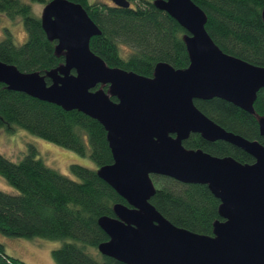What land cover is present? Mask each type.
<instances>
[{"label":"water","instance_id":"95a60500","mask_svg":"<svg viewBox=\"0 0 264 264\" xmlns=\"http://www.w3.org/2000/svg\"><path fill=\"white\" fill-rule=\"evenodd\" d=\"M109 1L130 7L129 0ZM153 5L186 31L187 67L158 62L151 77L110 67L90 49V39L101 31L81 4L50 0L39 20L63 63L40 74L0 61V83L103 126L112 162L96 173L126 204L113 206L114 217L97 220L108 237L97 246L101 255L124 264H264V146L225 130L194 104L220 98L255 115L264 67L223 52L193 0ZM257 121L264 136V116ZM190 134L228 142L253 162L188 149L183 141ZM152 175L206 185L219 200L221 219L213 221L212 235L178 227L157 211L150 202L156 191Z\"/></svg>","mask_w":264,"mask_h":264},{"label":"trees","instance_id":"16d2710c","mask_svg":"<svg viewBox=\"0 0 264 264\" xmlns=\"http://www.w3.org/2000/svg\"><path fill=\"white\" fill-rule=\"evenodd\" d=\"M50 0H0V12L19 18L26 39L16 44L10 31L0 40V61L22 72H45L63 63L49 41L33 3ZM81 4L101 33L90 39V49L110 67L151 77L158 62L175 69L188 66L184 42L186 31L166 12L157 9L156 0H129L121 8L94 0H70ZM205 13V29L225 53L264 67V0H193ZM46 82L50 81L46 78ZM107 88V87H105ZM112 100L116 101L113 97ZM195 106L225 130L264 146L257 117L264 116V88L257 92L255 115L220 98L195 99ZM16 128L64 148L87 155L91 169L79 164L69 167L71 176L45 165L34 146L14 162L0 153V176L16 194L0 190V236L62 240L52 250L56 264H124L101 255L97 246L108 239L98 226L101 216L114 217L113 206L126 204L118 193L98 177L96 168L112 162L103 126L77 110L8 90L0 83V129ZM188 149H201L218 157L230 156L252 163L251 155L222 140L207 141L191 134L183 141ZM156 191L150 202L166 219L195 233L212 235L219 200L204 184L182 183L169 177L151 176ZM0 264H25L6 252L0 241Z\"/></svg>","mask_w":264,"mask_h":264},{"label":"rangeland","instance_id":"374dc122","mask_svg":"<svg viewBox=\"0 0 264 264\" xmlns=\"http://www.w3.org/2000/svg\"><path fill=\"white\" fill-rule=\"evenodd\" d=\"M112 4L109 0H94ZM35 15L40 17L44 3H33L31 5ZM6 30L10 31L16 44H21L26 39V31L19 18H9L0 12V40L4 38ZM32 145L37 151V156L43 163L58 172L71 176L69 167L71 164H79L91 169L95 168L94 162L87 155H80L73 150L64 148L52 142L36 137L25 130L16 128L13 131L0 129V153L8 159L17 162L28 151ZM0 190L16 194L14 187L8 184L0 176ZM6 252L24 261L25 264H56L52 256V250L62 244L59 239L47 238H24L0 236Z\"/></svg>","mask_w":264,"mask_h":264},{"label":"flooded vegetation","instance_id":"af4514ba","mask_svg":"<svg viewBox=\"0 0 264 264\" xmlns=\"http://www.w3.org/2000/svg\"><path fill=\"white\" fill-rule=\"evenodd\" d=\"M55 68H56V67H55ZM104 89H105V91L107 90V88H105V87H104ZM190 135H191V134H190ZM189 137H190V136H189ZM189 137H188V138H189ZM188 138H187V139H188Z\"/></svg>","mask_w":264,"mask_h":264},{"label":"crops","instance_id":"0c3cea01","mask_svg":"<svg viewBox=\"0 0 264 264\" xmlns=\"http://www.w3.org/2000/svg\"><path fill=\"white\" fill-rule=\"evenodd\" d=\"M24 262V261H23Z\"/></svg>","mask_w":264,"mask_h":264}]
</instances>
